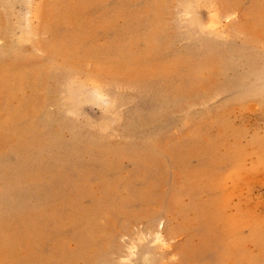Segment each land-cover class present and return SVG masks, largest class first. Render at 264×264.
Returning a JSON list of instances; mask_svg holds the SVG:
<instances>
[{
	"label": "rangeland",
	"instance_id": "1",
	"mask_svg": "<svg viewBox=\"0 0 264 264\" xmlns=\"http://www.w3.org/2000/svg\"><path fill=\"white\" fill-rule=\"evenodd\" d=\"M0 264H264V0H0Z\"/></svg>",
	"mask_w": 264,
	"mask_h": 264
}]
</instances>
